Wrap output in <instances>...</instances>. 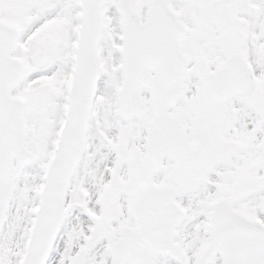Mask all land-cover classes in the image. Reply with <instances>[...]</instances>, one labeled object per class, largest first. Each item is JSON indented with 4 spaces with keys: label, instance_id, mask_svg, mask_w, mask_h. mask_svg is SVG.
<instances>
[{
    "label": "snow or ice",
    "instance_id": "1",
    "mask_svg": "<svg viewBox=\"0 0 264 264\" xmlns=\"http://www.w3.org/2000/svg\"><path fill=\"white\" fill-rule=\"evenodd\" d=\"M0 264H264V0H0Z\"/></svg>",
    "mask_w": 264,
    "mask_h": 264
}]
</instances>
